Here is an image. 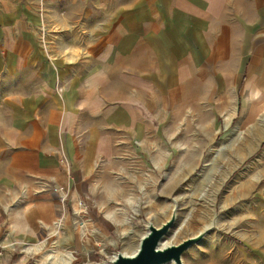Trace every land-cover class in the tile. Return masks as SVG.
I'll list each match as a JSON object with an SVG mask.
<instances>
[{"label": "crops", "instance_id": "0c3cea01", "mask_svg": "<svg viewBox=\"0 0 264 264\" xmlns=\"http://www.w3.org/2000/svg\"><path fill=\"white\" fill-rule=\"evenodd\" d=\"M0 49L11 77L10 137L1 146L8 162L0 168L24 198L38 205L56 186L78 188L57 152L75 139L80 116L112 125L130 119L140 155L171 173L165 189L177 187L184 172L208 167L210 182L197 180L194 194L202 201L205 189H215L208 210L218 201L228 216L227 202L254 187L241 202L250 211L231 217L264 235V160L254 169L252 159L264 158V0H0ZM227 170L236 172L235 187L218 200ZM252 171L260 178L249 177ZM171 211L173 224L176 202ZM211 226L188 236L202 237ZM252 252L264 264V246Z\"/></svg>", "mask_w": 264, "mask_h": 264}, {"label": "rangeland", "instance_id": "374dc122", "mask_svg": "<svg viewBox=\"0 0 264 264\" xmlns=\"http://www.w3.org/2000/svg\"><path fill=\"white\" fill-rule=\"evenodd\" d=\"M3 67L0 49L2 168L8 162V148L1 155V146L9 142L11 116L8 99L11 77L3 74ZM76 126L75 139L70 144L67 141L66 147H59L57 161L69 167V171L73 168L78 188L74 184L53 186L52 198L37 205L33 196L23 197L25 189L6 184L5 173L0 168V264H47L46 256L62 253L71 257L68 264H109L118 253L133 252L147 223L158 224L169 217L174 202L177 203V217L164 237L166 242H178L188 237L202 223L213 225L204 230V236L182 251L181 264L259 263V253L252 249L264 246L261 229L252 228L249 220L232 219L235 210H249L248 204L245 206L241 202L251 200L249 195L254 187L235 197L237 200L227 202V208L232 209L231 215L226 216V211L219 209L218 201L208 210L206 202L210 201L215 189H205L203 192H207L205 196L208 197L201 198L202 201L194 194L197 180L210 182L214 173L211 174L208 167L201 165L194 172H184L177 187L165 189L171 173L155 171L150 167L149 157L140 155L137 122L128 119L126 124L112 125L102 116L83 115ZM262 146L264 139L259 147ZM252 159L254 169L263 166V157L254 155ZM235 173L234 170L222 172L223 185L218 188V200L230 183L232 188L235 187ZM7 174L24 177L21 172ZM252 174L260 178L254 171L249 177ZM261 182L260 191L264 189V181ZM201 190L203 188L199 187L198 193ZM40 211L42 215H37ZM24 215L27 219L22 218ZM42 216L44 218H39ZM204 216L208 217L205 221L198 218ZM18 227H24L32 234L16 231ZM237 227L248 235H236Z\"/></svg>", "mask_w": 264, "mask_h": 264}, {"label": "water", "instance_id": "95a60500", "mask_svg": "<svg viewBox=\"0 0 264 264\" xmlns=\"http://www.w3.org/2000/svg\"><path fill=\"white\" fill-rule=\"evenodd\" d=\"M173 219L174 213L160 225L147 223L146 232L141 235L137 250L131 255L118 253L114 264H161L169 261L180 264L182 251L200 239L201 235L188 236L178 242L161 246L159 243L167 234Z\"/></svg>", "mask_w": 264, "mask_h": 264}, {"label": "bare ground", "instance_id": "6f19581e", "mask_svg": "<svg viewBox=\"0 0 264 264\" xmlns=\"http://www.w3.org/2000/svg\"><path fill=\"white\" fill-rule=\"evenodd\" d=\"M159 244L162 246V245L169 244V242H166V238H164L162 241H160ZM138 246H139V242H138V245H137V247L135 248V250L133 252H131L129 254L128 253H120V254H122V255H131L137 250ZM116 256L117 255H115L112 258V260H111V262L109 264H114V259L116 258ZM46 257H47V259H46V263L47 264H68V262H69V260L71 258V257H69L67 255H63V253H62V255H60V254H57V255L56 254H50L49 256H46ZM171 262L175 263L174 261H171ZM176 264H178V263H176Z\"/></svg>", "mask_w": 264, "mask_h": 264}, {"label": "built area", "instance_id": "2783aa9c", "mask_svg": "<svg viewBox=\"0 0 264 264\" xmlns=\"http://www.w3.org/2000/svg\"><path fill=\"white\" fill-rule=\"evenodd\" d=\"M1 246V245H0Z\"/></svg>", "mask_w": 264, "mask_h": 264}]
</instances>
